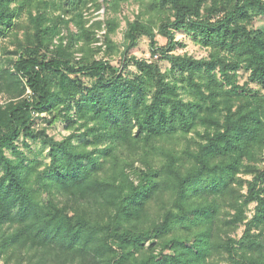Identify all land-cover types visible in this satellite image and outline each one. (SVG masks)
<instances>
[{"label":"trees","instance_id":"trees-1","mask_svg":"<svg viewBox=\"0 0 264 264\" xmlns=\"http://www.w3.org/2000/svg\"><path fill=\"white\" fill-rule=\"evenodd\" d=\"M9 1L0 0V34L11 27ZM151 2L171 12L172 19L157 29L167 40L164 48L152 29L134 21L119 67L48 58L35 48H26L13 64L21 94L28 89L31 95L0 107V261L24 251L25 264H264V169L254 173L244 164L264 147V95L236 83L243 69L249 83L264 89V29L246 26L253 18L264 20V0ZM39 18L44 15L33 19L36 35L53 33L52 26H39ZM176 32L226 54L198 60L173 55L181 46ZM140 36L148 38L151 57L168 64L167 72L155 62L127 57ZM130 63L135 73L125 74ZM77 74L90 76L91 85L81 89ZM184 90L193 100L181 97ZM72 108L92 123L83 133L92 140L91 151L78 150L71 136L54 142L45 131L33 134L32 113L53 112L57 118ZM196 126L207 129L188 169L166 155L160 169L148 165L132 180L124 170L118 177L104 175L106 161L119 149L134 153ZM21 136L39 137L48 146L47 177L17 150ZM243 172L253 176L237 201L232 186ZM54 189L69 190L73 201H58ZM164 195L170 207L162 202L160 220L153 222L151 204ZM224 200H233L235 212L226 224L244 226L239 239L214 235ZM249 205L254 207L247 219Z\"/></svg>","mask_w":264,"mask_h":264},{"label":"rangeland","instance_id":"rangeland-1","mask_svg":"<svg viewBox=\"0 0 264 264\" xmlns=\"http://www.w3.org/2000/svg\"><path fill=\"white\" fill-rule=\"evenodd\" d=\"M207 4L209 1L205 2V5ZM6 6L8 11L12 12L13 17L11 27L0 34V107L3 109L9 103H16L31 95L28 89L21 94L22 86L17 83L13 72V64L26 48H35L41 56L45 55L48 58L62 56L72 62L102 60L114 67H119L127 44L125 33L129 23L139 21L152 29L156 35L157 46L164 48L167 40L158 35L157 29L161 23L172 19L168 9L154 6L151 0H10ZM201 13L206 12L202 9ZM38 15H44V18L37 20L39 26L42 28L52 26L53 33L36 35L33 19ZM246 26L249 30H263L264 20L259 17L253 18ZM48 34L50 36H47ZM174 37L181 46L171 52L173 55H186L198 60L208 59L211 53L226 54L217 49L202 47L181 32H176ZM131 56L135 60L157 63L162 72H167L169 68L165 61L158 59V56L151 57L149 40L144 36L138 38L136 46L127 54V57ZM134 73L135 68L130 63L125 74ZM237 75V85L259 89L260 94L264 95V89L248 82V73L243 69H240ZM76 78L81 84V89L89 87L92 83V78L87 75L77 74ZM181 97L185 101L193 100V96L187 90L181 92ZM91 125L92 123L87 122L81 114H77L74 108L69 111L64 110L57 118L53 112L31 114V129L34 135L39 131H45V134L54 142H60L71 136L73 145L78 150L87 152L91 151L94 146L91 138H86L83 133ZM206 129L203 126H196L189 133L178 132L170 138L154 140L148 147L139 146L134 153L127 146L119 149L116 151L115 158H109L106 161L104 175L106 174L108 178L118 177L119 172L124 170L132 180L136 177L137 170H144L148 165L153 169H160L166 161V155L175 157L177 165L184 171L191 167L190 156L196 151L197 146L203 143ZM15 146L21 156L33 166L36 173L40 172L43 176H48L51 160L49 148L43 144L42 139L35 136H21L15 142ZM5 153L12 159L16 157L9 150ZM256 153L258 154L255 157L244 161V164L254 173L264 169V162L261 159L264 157V147L256 150ZM252 176L253 173L237 174L240 182L232 186L235 193H239L236 194L237 201H243L242 197L247 191L246 181L251 180ZM53 191L58 201H67V199L73 201L69 190L58 191L57 194V190ZM46 193L47 189L43 188L42 196H46ZM157 199L154 204H151L149 211L153 222L160 220L163 211L162 202L166 209L170 207L169 195ZM233 205V200H224L219 206L216 228L213 231L217 238L239 239L242 235L244 229L242 224H226V221L235 213ZM253 207L254 205H249L246 208L247 219L252 216ZM252 232L257 234L256 230ZM260 241L264 245V228ZM144 246L146 247L147 243ZM26 257L27 254L24 251L12 252L11 257L5 262L0 261V264H17L18 262L25 264Z\"/></svg>","mask_w":264,"mask_h":264}]
</instances>
